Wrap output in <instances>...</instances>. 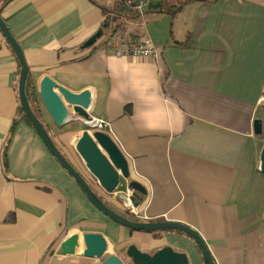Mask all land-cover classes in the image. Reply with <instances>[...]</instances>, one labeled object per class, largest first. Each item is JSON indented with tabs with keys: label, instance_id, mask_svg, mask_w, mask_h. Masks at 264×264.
I'll return each mask as SVG.
<instances>
[{
	"label": "crops",
	"instance_id": "crops-1",
	"mask_svg": "<svg viewBox=\"0 0 264 264\" xmlns=\"http://www.w3.org/2000/svg\"><path fill=\"white\" fill-rule=\"evenodd\" d=\"M156 1L143 18L110 14L108 29L101 8L120 0H11L0 2V17L22 50L37 97L44 76L73 93L91 90L89 115L108 123L105 134L128 163L129 178H120L118 190L130 181L144 190L134 191L144 217H130L193 228L213 264H264V0H172L182 3L173 15L149 9ZM121 23L125 32H118L154 47L146 59L156 66L162 93L184 114L172 132L144 131L131 118V97L111 95L103 58L112 54L107 41ZM99 30L94 45L82 48ZM19 72L0 32V264H96L56 254L74 234L84 249L88 233L102 235L107 255L124 264H131L129 245L148 254L169 246L186 254L188 264H205L184 233L166 230L155 239L100 213L23 118L7 142L19 106ZM38 104L52 141L67 145L70 164L91 183L73 149L87 128L73 114L56 127L39 97ZM255 120L260 134H254ZM92 187L121 212L119 202Z\"/></svg>",
	"mask_w": 264,
	"mask_h": 264
},
{
	"label": "water",
	"instance_id": "water-1",
	"mask_svg": "<svg viewBox=\"0 0 264 264\" xmlns=\"http://www.w3.org/2000/svg\"><path fill=\"white\" fill-rule=\"evenodd\" d=\"M0 32L14 52L20 64L18 78V100L26 119L32 125L48 152L54 157L64 171L75 181L90 203L104 216L113 222L131 230L153 232L158 230H176L188 235L199 247L204 263L213 264L209 249L199 233L193 228L181 223L167 221L135 222L114 212L107 205L102 203L92 192L91 188L82 175L66 160L59 152L50 138L45 126L32 111L26 96L25 82L29 69L24 59L22 50L16 39L10 33L8 27L0 17ZM102 35L97 31L92 37L85 41L82 48H88ZM38 97L51 122L56 127H62L67 123L70 114L80 119H87L92 111V92L84 90L80 93H73L70 90L58 85L50 77L44 76L38 85ZM82 123V121H81ZM83 124V123H82ZM261 133V123L254 122V134ZM73 149L81 160L90 176L107 193H113L120 184V178L128 180V163L114 144L112 139L103 132L82 130L73 143ZM260 171L264 174V147L261 154ZM128 187L134 191L144 193V190L136 182H127ZM137 200H135V205ZM79 237L74 234L60 243L56 254L58 256H82L95 260L96 264H124L117 255H107L108 245L102 235L88 233L84 237V249L79 248ZM126 255L131 264H188L186 254L175 251L165 246L153 254L140 251L136 246L129 245Z\"/></svg>",
	"mask_w": 264,
	"mask_h": 264
},
{
	"label": "clouds",
	"instance_id": "clouds-1",
	"mask_svg": "<svg viewBox=\"0 0 264 264\" xmlns=\"http://www.w3.org/2000/svg\"><path fill=\"white\" fill-rule=\"evenodd\" d=\"M151 45L131 56L110 54L103 59L117 100L131 97L132 120L147 132H172L184 120L176 103L161 91L157 69L146 57Z\"/></svg>",
	"mask_w": 264,
	"mask_h": 264
},
{
	"label": "built area",
	"instance_id": "built-area-1",
	"mask_svg": "<svg viewBox=\"0 0 264 264\" xmlns=\"http://www.w3.org/2000/svg\"><path fill=\"white\" fill-rule=\"evenodd\" d=\"M120 1L126 8L130 9L131 11H134L141 18H143L148 6L154 0H120ZM148 45L151 44L145 38L130 39L121 32L114 33L113 35L110 36V38L107 41V47L112 51V54L120 53V54H127L129 56L136 54L137 52L144 49ZM153 53H154V47L151 45V49L148 57H151ZM262 101H264V99H262ZM81 121L83 125L87 128V130H94L103 133H108L107 132L109 129L108 123L93 115H88L87 119H81ZM96 184L98 185V183ZM127 184L128 183L126 182L125 185L122 187V189L118 190L117 188L111 194L105 191L104 194L106 195V197H110L113 200H115L116 198H120V199L122 198V209L124 210V212L137 219H142L144 216L141 215L138 207L135 205L134 190L128 187Z\"/></svg>",
	"mask_w": 264,
	"mask_h": 264
},
{
	"label": "trees",
	"instance_id": "trees-1",
	"mask_svg": "<svg viewBox=\"0 0 264 264\" xmlns=\"http://www.w3.org/2000/svg\"><path fill=\"white\" fill-rule=\"evenodd\" d=\"M9 1L11 0H0L1 2V7L2 6H5ZM182 5L181 2H172V0H158L156 1L155 3H153L149 9H152V10H155L157 13L159 14H175V11H177L180 6ZM102 10V13L105 14L106 16V21L102 24V28H106L108 29L111 25V20L108 18L110 16V14H119V15H125L129 18H136L138 17L137 13H135L134 11H131L130 9L126 8L122 2L120 1V3H116L114 5V7L112 8H101ZM103 31H105L103 29ZM118 31H121V32H125V25L124 23H121L119 25H117V27H115V33L118 32ZM110 38V37H109ZM106 44V41L104 42ZM25 96H26V99L32 109V111L35 113V115L38 117V119L42 122V124L45 126V124L43 123L42 119H41V114L39 115V104H38V97H37V93H36V87L34 85V82L32 80V77L30 76V74H28L27 76V79H26V82H25ZM127 111V110H126ZM20 118H23L28 124L29 121L26 119L22 109L20 108V106H18L17 108V117L13 120V123L11 125V129L9 131V135H8V138H7V142L9 141L10 137H11V134L13 132V129L18 121V119ZM47 130V128H46ZM48 132V130H47ZM49 134V133H48ZM50 136V135H49ZM51 138V136H50ZM52 139V138H51ZM54 145L57 147V149L59 150V152L66 158V160L70 162V160L68 159V157L66 156L65 154V151H67V145L64 144L62 145V148L57 145L55 142H53ZM64 148V149H63ZM63 149V150H62ZM5 159V157H4ZM72 165V164H71ZM73 166V165H72ZM74 167V166H73ZM75 168V167H74ZM76 169V168H75ZM83 177V176H82ZM84 180L87 182V184L89 185V187L91 188L92 192L94 193V195L102 202L104 203L105 205H107L109 207V205L107 204V202L105 200H103L100 196L97 195V193L93 190V187L90 183V180L83 177ZM110 208V207H109ZM111 209V208H110ZM114 211V210H113ZM115 212V211H114ZM118 214L122 215V216H125L124 214L120 213V212H117ZM127 219L131 220V221H135V222H139L133 218H130L128 216H125ZM166 230H158V231H153L151 232L152 235L154 236L155 239H158L160 238L162 232H164ZM180 233V232H179Z\"/></svg>",
	"mask_w": 264,
	"mask_h": 264
},
{
	"label": "flooded vegetation",
	"instance_id": "flooded-vegetation-1",
	"mask_svg": "<svg viewBox=\"0 0 264 264\" xmlns=\"http://www.w3.org/2000/svg\"><path fill=\"white\" fill-rule=\"evenodd\" d=\"M91 178H92V177H91ZM91 181H92V182H91L92 186H94L95 188H98V189L103 193V194L100 193L102 196L105 195V194H104V190H102V189H101V188L95 183V180H94L93 178H92ZM115 201H116V202H119V204H120V206H121V209H122V198H121V199H120V198H116ZM120 213L124 214L125 216L130 217V215L127 214L126 212H124L123 209L121 210ZM125 216H124V217H125ZM125 218H126V217H125ZM130 218H132V217H130Z\"/></svg>",
	"mask_w": 264,
	"mask_h": 264
},
{
	"label": "rangeland",
	"instance_id": "rangeland-1",
	"mask_svg": "<svg viewBox=\"0 0 264 264\" xmlns=\"http://www.w3.org/2000/svg\"><path fill=\"white\" fill-rule=\"evenodd\" d=\"M107 34H108V31H105L104 36H107Z\"/></svg>",
	"mask_w": 264,
	"mask_h": 264
}]
</instances>
